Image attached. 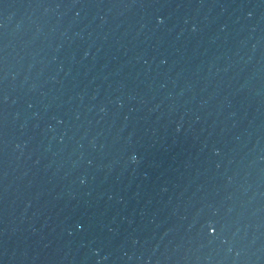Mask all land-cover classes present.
<instances>
[{
  "label": "water",
  "instance_id": "1",
  "mask_svg": "<svg viewBox=\"0 0 264 264\" xmlns=\"http://www.w3.org/2000/svg\"><path fill=\"white\" fill-rule=\"evenodd\" d=\"M0 264H264V0H0Z\"/></svg>",
  "mask_w": 264,
  "mask_h": 264
}]
</instances>
